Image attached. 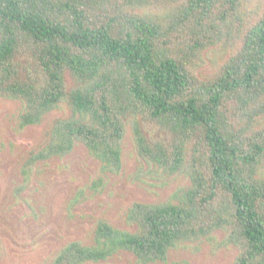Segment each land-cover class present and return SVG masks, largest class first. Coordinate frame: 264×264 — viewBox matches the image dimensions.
Returning <instances> with one entry per match:
<instances>
[{
	"label": "trees",
	"instance_id": "obj_1",
	"mask_svg": "<svg viewBox=\"0 0 264 264\" xmlns=\"http://www.w3.org/2000/svg\"><path fill=\"white\" fill-rule=\"evenodd\" d=\"M0 98L22 103L20 129L70 111L30 166L82 145L117 175L129 125L139 172L189 181L50 264L164 263L202 240L264 264V0H0Z\"/></svg>",
	"mask_w": 264,
	"mask_h": 264
},
{
	"label": "rangeland",
	"instance_id": "obj_2",
	"mask_svg": "<svg viewBox=\"0 0 264 264\" xmlns=\"http://www.w3.org/2000/svg\"><path fill=\"white\" fill-rule=\"evenodd\" d=\"M211 54H203L204 77L213 69ZM23 105L0 98V264H50L69 242L92 244L99 221L132 230L128 209L135 203L159 204L189 186L182 175L153 176L139 172L130 126L122 145L119 174L103 173L101 165L76 145L63 158L29 165L31 156L47 143L57 119L70 116L66 106L46 115L40 125L19 128ZM146 169V168H145ZM222 235H216L220 241ZM233 247L202 240L173 249L166 262L155 264H232ZM97 264H136L121 252Z\"/></svg>",
	"mask_w": 264,
	"mask_h": 264
}]
</instances>
